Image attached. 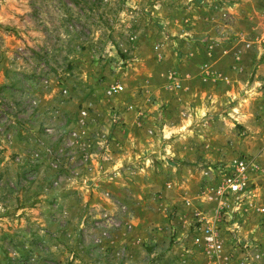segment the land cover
<instances>
[{
	"label": "rangeland",
	"instance_id": "obj_1",
	"mask_svg": "<svg viewBox=\"0 0 264 264\" xmlns=\"http://www.w3.org/2000/svg\"><path fill=\"white\" fill-rule=\"evenodd\" d=\"M95 1L0 0V264H205V186L264 167V0Z\"/></svg>",
	"mask_w": 264,
	"mask_h": 264
},
{
	"label": "built area",
	"instance_id": "obj_2",
	"mask_svg": "<svg viewBox=\"0 0 264 264\" xmlns=\"http://www.w3.org/2000/svg\"><path fill=\"white\" fill-rule=\"evenodd\" d=\"M120 84H113L108 89L109 94L119 93L122 90ZM220 179L217 184L205 186L202 194L208 201H215L216 221L205 223L200 232L195 234L194 243L201 246L206 256L205 264H264V245L254 244L251 238L240 237L236 228L240 226L233 220L228 233L229 239L215 226V222L221 219V212L224 209L235 210L238 206L245 205L244 210H255L260 214V227L264 233V203L253 204L251 201L253 187L255 184L254 175L264 176V167L250 155L241 154L219 166ZM197 232V229H195ZM229 244L226 247V244Z\"/></svg>",
	"mask_w": 264,
	"mask_h": 264
},
{
	"label": "trees",
	"instance_id": "obj_3",
	"mask_svg": "<svg viewBox=\"0 0 264 264\" xmlns=\"http://www.w3.org/2000/svg\"><path fill=\"white\" fill-rule=\"evenodd\" d=\"M71 3L78 7L80 10H85L87 8L88 10H93L95 7L98 6V1L96 2L95 0L93 1H87V0H70ZM108 23V22H106Z\"/></svg>",
	"mask_w": 264,
	"mask_h": 264
},
{
	"label": "crops",
	"instance_id": "obj_4",
	"mask_svg": "<svg viewBox=\"0 0 264 264\" xmlns=\"http://www.w3.org/2000/svg\"><path fill=\"white\" fill-rule=\"evenodd\" d=\"M37 95H38V100L40 101V104H47L46 102H49V103L53 102L54 98H55V97L52 98L53 94H37ZM42 96H47V98H46L47 101L46 100L43 101V99H41Z\"/></svg>",
	"mask_w": 264,
	"mask_h": 264
}]
</instances>
